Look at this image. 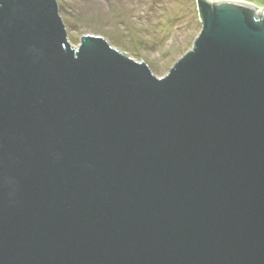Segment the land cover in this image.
I'll return each instance as SVG.
<instances>
[{
	"label": "water",
	"instance_id": "1",
	"mask_svg": "<svg viewBox=\"0 0 264 264\" xmlns=\"http://www.w3.org/2000/svg\"><path fill=\"white\" fill-rule=\"evenodd\" d=\"M196 2L157 79L0 0V264H264V8Z\"/></svg>",
	"mask_w": 264,
	"mask_h": 264
},
{
	"label": "rangeland",
	"instance_id": "2",
	"mask_svg": "<svg viewBox=\"0 0 264 264\" xmlns=\"http://www.w3.org/2000/svg\"><path fill=\"white\" fill-rule=\"evenodd\" d=\"M264 8V0H243ZM67 40L78 49L82 36L142 62L157 79L194 46L202 22L196 0H55Z\"/></svg>",
	"mask_w": 264,
	"mask_h": 264
},
{
	"label": "trees",
	"instance_id": "3",
	"mask_svg": "<svg viewBox=\"0 0 264 264\" xmlns=\"http://www.w3.org/2000/svg\"><path fill=\"white\" fill-rule=\"evenodd\" d=\"M205 3V1H203ZM200 14V13H199ZM200 19H201V16H200Z\"/></svg>",
	"mask_w": 264,
	"mask_h": 264
}]
</instances>
